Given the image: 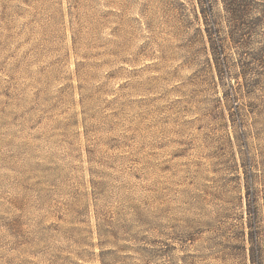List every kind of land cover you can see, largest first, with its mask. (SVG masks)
<instances>
[{"label":"rangeland","instance_id":"obj_1","mask_svg":"<svg viewBox=\"0 0 264 264\" xmlns=\"http://www.w3.org/2000/svg\"><path fill=\"white\" fill-rule=\"evenodd\" d=\"M201 6L0 0V264H255L264 24Z\"/></svg>","mask_w":264,"mask_h":264},{"label":"trees","instance_id":"obj_2","mask_svg":"<svg viewBox=\"0 0 264 264\" xmlns=\"http://www.w3.org/2000/svg\"><path fill=\"white\" fill-rule=\"evenodd\" d=\"M220 3V10L216 5ZM201 12L206 21L212 23L214 37L220 41L222 27L226 29V34L230 40L237 46L245 44L247 38L251 39L257 35L255 27L261 23L264 24V0H200ZM257 11L255 17H251L254 9ZM251 18V19H250ZM264 36V29L259 33ZM219 51H223V46L218 42ZM251 205V218L254 222L255 241L257 245V254L255 256V264H264L261 259L260 243L264 240V218L259 219L258 198L251 194L249 197ZM261 220L263 223L261 224ZM260 222V225H259ZM262 235V236H260Z\"/></svg>","mask_w":264,"mask_h":264}]
</instances>
